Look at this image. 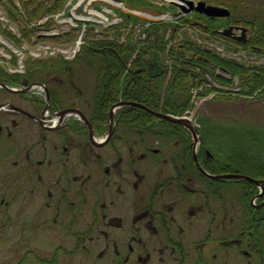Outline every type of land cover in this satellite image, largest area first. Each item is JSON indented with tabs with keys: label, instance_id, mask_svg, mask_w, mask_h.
Instances as JSON below:
<instances>
[{
	"label": "flooded vegetation",
	"instance_id": "1",
	"mask_svg": "<svg viewBox=\"0 0 264 264\" xmlns=\"http://www.w3.org/2000/svg\"><path fill=\"white\" fill-rule=\"evenodd\" d=\"M119 1L165 15L143 39L163 32L169 50L186 58H222L227 42L249 56L257 54L245 47L264 55L249 45L251 29L230 21L229 9L228 17H211L187 2L223 7ZM118 18L101 36L90 28L84 41H113L116 29L122 42L135 38L141 20ZM74 40L24 37L0 23V209L13 207L31 226L57 229L75 250L108 264H264L263 179L222 164L200 130H132V117L118 113L128 106L112 113L123 100L101 115L94 89L82 88L84 76L95 72L80 51L21 50L25 42ZM223 175L235 177H211Z\"/></svg>",
	"mask_w": 264,
	"mask_h": 264
},
{
	"label": "trees",
	"instance_id": "2",
	"mask_svg": "<svg viewBox=\"0 0 264 264\" xmlns=\"http://www.w3.org/2000/svg\"><path fill=\"white\" fill-rule=\"evenodd\" d=\"M55 4L57 6L58 3L55 2ZM25 7H28V4ZM52 12L53 9L38 2L33 11H28L27 19L36 20L40 14L49 15ZM11 20L17 22L19 19L13 15ZM255 25L254 35L249 45L264 52V25L258 26L256 23ZM115 31L116 38L113 41L102 37L97 41H88L87 45L80 50V60L95 55L102 58L94 81V99L101 115L107 114L111 104L123 100L143 105L162 114L181 117L192 109V94L198 88H202L198 95L204 97L216 93L212 100L235 101L242 98L248 101L250 98H258L264 94V66L245 67L214 56L208 57L209 61H203L197 57L186 58L184 53L177 51L175 47L169 50L168 40L165 39L166 34L163 32L159 34L152 31L153 33L145 39L129 37L127 41L122 42L120 31L118 29ZM189 47L195 49V45L189 44ZM50 65L60 67L65 63L52 61ZM219 68L224 69L229 78L218 76ZM207 76L212 79V83L226 87L237 79L239 91L234 97L226 90L207 88L205 86L208 82ZM118 113L120 116L132 117L129 121L132 130L150 133L185 130L139 107H123ZM157 122L159 126H155ZM199 123L200 132L210 143L208 135L213 137V134L205 127L203 119ZM253 141L260 143L259 145L264 144L262 136L255 135ZM226 162L230 163L232 168H239L238 171L233 172L262 178L264 181V166L256 168L252 162H240L232 158Z\"/></svg>",
	"mask_w": 264,
	"mask_h": 264
},
{
	"label": "rangeland",
	"instance_id": "3",
	"mask_svg": "<svg viewBox=\"0 0 264 264\" xmlns=\"http://www.w3.org/2000/svg\"><path fill=\"white\" fill-rule=\"evenodd\" d=\"M141 1L144 4L160 3V0ZM202 1L229 9L230 21L248 26L252 35L256 28L255 23L258 26L264 25V0ZM244 49L257 55L249 56L246 52H239L234 44L227 42L226 54L220 56L222 59L245 67L264 66L261 64L264 63V55L258 57L261 54L254 52L250 47ZM86 59L88 60L86 67L91 66L96 73L102 61L101 56H89ZM94 76H84L82 88L88 94H91V89L95 88ZM207 80L212 79L207 76ZM234 82L227 87H222L218 83H210L206 86L213 89V85L216 84V87H225V90L230 92L236 90L238 81L236 84ZM198 89L193 91L190 112L198 130L201 128L198 121L202 118L205 127L213 134V137L208 135L211 152L223 161L222 164L232 158L240 162H252L256 168L264 166V146H262L264 144L259 145L260 143L253 141L255 135L262 136L264 140V94L248 101L242 99L209 101V96L198 95L199 90H202ZM226 171L220 169L216 173ZM14 210L13 207L6 211L0 209V264H108L98 261L94 256H88L82 250H75L74 242L57 229L31 226L23 215L16 214Z\"/></svg>",
	"mask_w": 264,
	"mask_h": 264
},
{
	"label": "water",
	"instance_id": "4",
	"mask_svg": "<svg viewBox=\"0 0 264 264\" xmlns=\"http://www.w3.org/2000/svg\"><path fill=\"white\" fill-rule=\"evenodd\" d=\"M115 3H120L119 0H111ZM12 4L15 7H18L20 4H23L25 1H20V0H11ZM72 2H74L73 7L70 10H66L67 8V4H71ZM87 3V0H84L83 2H79L78 0H68V2H66L60 9V11L58 12V14L54 17L51 18V22L53 24V26L51 28H39L38 29V35H37V39L38 38H50V39H55V38H59V37H67L70 36L72 34V32H75L76 35V39H78L81 35V33L83 32L84 28H86L85 31H88L89 25H97V22L95 20H91L90 18L96 19V20H100L102 22L105 21L104 18H102L101 16L97 15V14H91L90 12H88V10H92L93 9V5L95 4H104L107 7H109L110 9H116L119 10L120 8L118 6H114L110 3L104 2L102 0H92L87 6L86 9L84 10V5ZM175 5L179 6V8L185 9L184 6L179 5L178 3H174ZM188 5H190L192 7L193 10L200 12V13H204L208 16H212V17H226L229 15V11L227 9H223V8H216V7H211L208 6L206 7L204 3L199 2L197 3L196 6L193 5L192 2H187ZM124 7L127 8L129 11H131V13L140 18L141 23L145 24L146 22H158L161 21L162 18H157V16L160 15L158 10H154L151 8H144V7H133L129 4H124ZM0 10L3 11V15L4 17H8V13L4 12L3 7L0 6ZM129 11H125L126 14H129ZM130 13V14H131ZM104 15L106 17H109V15L104 12ZM48 20H45V22H47ZM11 25H13L18 31L20 28H24V26L22 24H14L12 22H10ZM35 24L38 25H43V23L36 21ZM87 26V27H86ZM63 28H68V30H62ZM83 40L86 38V35L84 34L82 36ZM27 47L29 48V50L31 52L34 53H38V51L40 53H43L46 50H53V49H62V50H67V49H71L74 47L75 43L73 44H58V43H54V42H47L42 44L41 48H39L38 46H33L31 47L30 45L26 44ZM58 55L64 56V53H57ZM121 106H133V107H139L145 111H147L148 113L152 114L153 116L161 119V120H166L168 122L174 123V124H178V125H182L185 126L187 129L194 131L196 133V128L194 127L192 121L190 118L187 117H174L171 115H166V114H162L156 111H153L143 105L137 104V103H132V102H122L120 104H118V106H116L112 113L115 111V109L117 107H121ZM212 178H231V177H235L232 175H223V176H219V177H213Z\"/></svg>",
	"mask_w": 264,
	"mask_h": 264
}]
</instances>
